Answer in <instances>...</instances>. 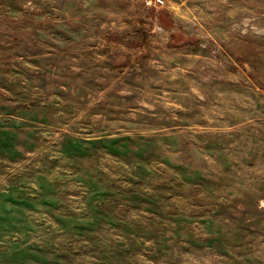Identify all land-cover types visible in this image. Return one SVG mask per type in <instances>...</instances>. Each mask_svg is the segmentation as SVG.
Here are the masks:
<instances>
[{
    "label": "rangeland",
    "instance_id": "obj_1",
    "mask_svg": "<svg viewBox=\"0 0 264 264\" xmlns=\"http://www.w3.org/2000/svg\"><path fill=\"white\" fill-rule=\"evenodd\" d=\"M0 264H264V0H0Z\"/></svg>",
    "mask_w": 264,
    "mask_h": 264
},
{
    "label": "built area",
    "instance_id": "obj_2",
    "mask_svg": "<svg viewBox=\"0 0 264 264\" xmlns=\"http://www.w3.org/2000/svg\"><path fill=\"white\" fill-rule=\"evenodd\" d=\"M157 3H163V0H156Z\"/></svg>",
    "mask_w": 264,
    "mask_h": 264
}]
</instances>
